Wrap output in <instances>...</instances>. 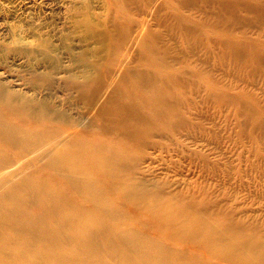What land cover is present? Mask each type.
Returning <instances> with one entry per match:
<instances>
[{
	"label": "rangeland",
	"instance_id": "1",
	"mask_svg": "<svg viewBox=\"0 0 264 264\" xmlns=\"http://www.w3.org/2000/svg\"><path fill=\"white\" fill-rule=\"evenodd\" d=\"M165 78L134 177L264 243V0H0V95L34 117L104 131L116 91Z\"/></svg>",
	"mask_w": 264,
	"mask_h": 264
},
{
	"label": "bare ground",
	"instance_id": "2",
	"mask_svg": "<svg viewBox=\"0 0 264 264\" xmlns=\"http://www.w3.org/2000/svg\"><path fill=\"white\" fill-rule=\"evenodd\" d=\"M150 85L116 91L111 121L94 132L34 117L0 95V264H264L255 236L134 177L132 139L178 107L173 80L153 97ZM115 130L126 140L106 132Z\"/></svg>",
	"mask_w": 264,
	"mask_h": 264
}]
</instances>
